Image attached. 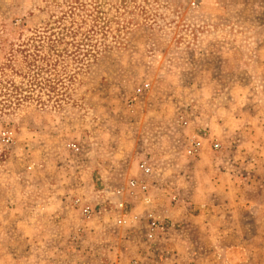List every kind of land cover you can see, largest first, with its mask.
I'll return each mask as SVG.
<instances>
[{
  "label": "rangeland",
  "instance_id": "obj_1",
  "mask_svg": "<svg viewBox=\"0 0 264 264\" xmlns=\"http://www.w3.org/2000/svg\"><path fill=\"white\" fill-rule=\"evenodd\" d=\"M133 258L264 264V0H0V264Z\"/></svg>",
  "mask_w": 264,
  "mask_h": 264
},
{
  "label": "built area",
  "instance_id": "obj_2",
  "mask_svg": "<svg viewBox=\"0 0 264 264\" xmlns=\"http://www.w3.org/2000/svg\"><path fill=\"white\" fill-rule=\"evenodd\" d=\"M147 87V83L143 84V86L137 89V93L142 92L143 89H146ZM9 133L10 132H5L3 134V140L8 141L10 139ZM69 147H71L73 151H78L79 149L75 144H70ZM200 147V138L195 136L193 140H191V142L185 147V154L191 157H196L199 154ZM217 147V143L213 144L214 149ZM138 170L140 172V176L129 181L127 193L132 196H136L137 199L143 204L151 203L152 197L149 188L150 185H153L152 166L147 160H141L138 163ZM175 200L176 196L173 195L171 201ZM78 202L79 199H75V203ZM116 207L120 212L115 220V223L128 228L139 224L145 240L150 244L156 242V236L163 234L168 228L165 218H161L160 215L155 214L150 209H146L142 213H133L132 210L127 211L125 209L123 202H119ZM80 212L82 217L86 220H89L93 215L96 214L95 209L90 208L87 205H81ZM129 264H140V260L133 258L130 260Z\"/></svg>",
  "mask_w": 264,
  "mask_h": 264
},
{
  "label": "trees",
  "instance_id": "obj_3",
  "mask_svg": "<svg viewBox=\"0 0 264 264\" xmlns=\"http://www.w3.org/2000/svg\"><path fill=\"white\" fill-rule=\"evenodd\" d=\"M71 14V13H70ZM80 28V27H79ZM62 29V32L61 33H63V32H65V35L67 34V33H71L72 35H75V33H76V31H74V30H72V29H69V28H66V27H62L61 28ZM38 33H41V34H43L44 36L46 35L47 36V31L46 30H41V31H39V32H35V35H38ZM85 36H84V38H86V35L87 34H84ZM40 36V35H39ZM49 36V35H48Z\"/></svg>",
  "mask_w": 264,
  "mask_h": 264
},
{
  "label": "crops",
  "instance_id": "obj_4",
  "mask_svg": "<svg viewBox=\"0 0 264 264\" xmlns=\"http://www.w3.org/2000/svg\"><path fill=\"white\" fill-rule=\"evenodd\" d=\"M78 259H79L80 262L83 261V260H81V257L80 256L78 257ZM57 263H58V261H54V260H50V259H48L47 262H46V264H57ZM58 264H71V262H69V261H63V262H60Z\"/></svg>",
  "mask_w": 264,
  "mask_h": 264
}]
</instances>
